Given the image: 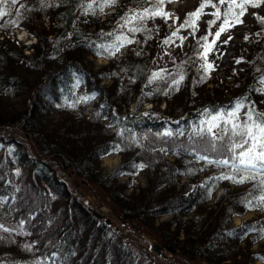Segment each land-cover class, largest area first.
Here are the masks:
<instances>
[{"label":"trees","instance_id":"obj_1","mask_svg":"<svg viewBox=\"0 0 264 264\" xmlns=\"http://www.w3.org/2000/svg\"><path fill=\"white\" fill-rule=\"evenodd\" d=\"M205 2L165 0L167 18L123 27L122 18L153 5H0L8 13L0 17V264H264V170L236 172L243 149L229 150L241 143L233 123L264 113V3L246 5L205 61L202 37L215 39L228 8L211 0L195 28L182 27ZM15 31L36 42L24 45ZM94 59L108 64L95 70ZM112 155L123 160L105 171ZM142 174L147 185L136 186ZM245 175L256 178H219ZM248 212L258 215L232 224Z\"/></svg>","mask_w":264,"mask_h":264},{"label":"snow or ice","instance_id":"obj_2","mask_svg":"<svg viewBox=\"0 0 264 264\" xmlns=\"http://www.w3.org/2000/svg\"><path fill=\"white\" fill-rule=\"evenodd\" d=\"M19 0H0V5L4 4H10V5H17ZM145 3H150L153 5V8H145L143 12L139 14H132L131 16L127 18H122L125 21V24L122 25H128L133 23L137 20H144L146 18L152 17L155 18L156 16L167 18L169 14L167 12H164L163 9L160 7L165 3V0H144ZM116 3V0H103V3L100 4L101 11L103 10V7L105 5H114ZM211 3V0H206L205 4H201L200 8L189 14V18L185 20L183 26H190L195 28L196 21L199 19L200 15L203 12L204 7L206 4ZM220 4L228 3L227 11L224 13V20L221 26L219 27L218 31L215 32V39L212 40L211 43L208 42V36L202 37L204 40V44L201 45V47L204 49L203 53L201 54V58L207 61V55L212 50L215 42L217 39H219L220 35L227 31L229 27L235 26V24L242 23V20L240 17H242L246 10V5H251L252 7H259L261 3H264V0H219ZM215 7V5H213ZM20 7L23 8L24 5L20 4ZM88 8L91 9L92 5L89 4ZM235 9H239V12L237 13ZM8 13L3 10L2 7H0V17H3L7 15ZM215 15L216 19L219 20L221 17V13L219 9L217 8V11L213 13ZM230 18V19H229ZM261 22L264 23V18H261ZM216 21L212 20L209 21V24H215ZM141 29L139 27H132L130 28V31L137 32ZM173 36H176L177 33L173 32ZM209 35H212V33H209ZM118 40L121 41V46L124 43H132L131 40H128L124 37H117ZM180 39H183L181 37ZM171 41V38L166 39L164 41L165 44H168ZM112 48H115L117 51L119 48L113 44L111 46ZM112 53H109L111 55ZM239 63V61H237ZM202 67L205 68V71H208L213 66L210 63H205ZM160 73H153L152 80H155L157 78H160ZM183 79V76H181V80ZM152 81L150 80L149 83ZM175 84H179L180 81L176 80L174 81ZM237 109L240 107H243L242 102L238 101L236 105ZM230 118L236 117V112H232L228 114ZM257 119H253V111L250 110L247 113V120L243 126L233 123L232 125V135L233 136H239L241 137V143H233L229 150L235 151L236 148L243 149L239 155H234L233 159L234 161H238L237 163H233L232 167L236 172H245V173H251V172H259L260 170H264V113H255ZM219 119L218 117H213V121L210 123L209 127L207 128V132L212 133V129L214 127H218V125L215 123V121ZM244 145H249L246 149H244ZM215 148V145H213V149ZM204 159V157H201ZM211 162V161H210ZM218 165H227L229 163L228 160H219L215 161ZM243 166V167H241ZM220 179H228L232 180L234 183H244L245 180L248 179H255L256 177L254 175H245L241 176L239 179H236L235 176H221ZM260 183L264 185V180H261ZM260 201L264 202V195L260 197ZM3 226L0 225V228ZM7 231V229H4Z\"/></svg>","mask_w":264,"mask_h":264},{"label":"rangeland","instance_id":"obj_3","mask_svg":"<svg viewBox=\"0 0 264 264\" xmlns=\"http://www.w3.org/2000/svg\"><path fill=\"white\" fill-rule=\"evenodd\" d=\"M189 2H176L174 5H173V8L175 9H185L187 6H188ZM16 33L15 34H18L17 35V40H21L23 41L24 45H31L33 43H35V39H33L32 37H30V35L26 32H19V31H15ZM32 51V50H31ZM31 51H27L26 54H30ZM123 56H126L127 53L124 52L122 53ZM90 60H93V58L91 57ZM95 65H94V68L95 70H98L102 67H104L105 65L108 64V61L104 60V59H97L95 60ZM219 75L222 76V73H220ZM111 82L110 81H104L102 83V85H105V84H110ZM212 87V86H210ZM167 104L166 103H163L161 105V109L164 110L166 108ZM153 108V105H149L146 107V109H152ZM122 156L121 155H112V156H109V157H106L102 160V167L104 168L105 171H111V170H114L115 168H117L121 162H122ZM135 184L139 186V184L142 185V187H145L147 185V179L145 178V175L142 174L140 175L138 178H136V181H135ZM131 192V190H130ZM102 211L105 212V213H109V208L107 206H104L102 207ZM258 215V213L256 212H248L245 216L243 217H234L233 218V222L232 224L234 226H240L242 224V222L245 220V219H250V218H253V217H256ZM168 217H165L164 219H167ZM163 219V220H164ZM147 238V237H146ZM146 244H153V241L150 240V239H146ZM147 246V245H146ZM258 246H255L254 249H257Z\"/></svg>","mask_w":264,"mask_h":264},{"label":"water","instance_id":"obj_4","mask_svg":"<svg viewBox=\"0 0 264 264\" xmlns=\"http://www.w3.org/2000/svg\"><path fill=\"white\" fill-rule=\"evenodd\" d=\"M155 251L161 252L160 248H158V247L155 248Z\"/></svg>","mask_w":264,"mask_h":264},{"label":"bare ground","instance_id":"obj_5","mask_svg":"<svg viewBox=\"0 0 264 264\" xmlns=\"http://www.w3.org/2000/svg\"><path fill=\"white\" fill-rule=\"evenodd\" d=\"M157 252V251H156ZM158 253H161V252H158Z\"/></svg>","mask_w":264,"mask_h":264}]
</instances>
